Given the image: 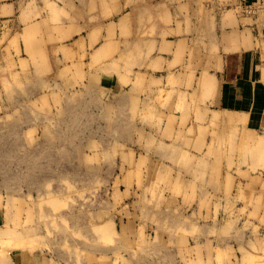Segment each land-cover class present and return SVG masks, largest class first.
Wrapping results in <instances>:
<instances>
[{
    "label": "rangeland",
    "instance_id": "374dc122",
    "mask_svg": "<svg viewBox=\"0 0 264 264\" xmlns=\"http://www.w3.org/2000/svg\"><path fill=\"white\" fill-rule=\"evenodd\" d=\"M11 28L0 27V36ZM151 83L139 77L121 92L100 87L92 76L81 83L54 74L0 83V214L6 213L0 215V264H15L21 250H41L57 264H70L88 249L109 245L120 246L115 258L128 257L127 264H156L161 256L160 264H264L262 191L240 180L241 168H228L223 212L218 203L211 222L199 216L191 192L205 171L195 168L190 183L191 159L181 151L189 136H173L176 122L172 128L163 120L173 92L156 91ZM175 94L182 101L187 89ZM246 135H225L224 144L236 139L242 154L264 161V142L254 147ZM179 150L177 176L170 166L165 174L174 185L163 190L179 191L180 201L159 195V180L150 185L149 198L141 197L149 187L144 178L160 174Z\"/></svg>",
    "mask_w": 264,
    "mask_h": 264
},
{
    "label": "crops",
    "instance_id": "0c3cea01",
    "mask_svg": "<svg viewBox=\"0 0 264 264\" xmlns=\"http://www.w3.org/2000/svg\"><path fill=\"white\" fill-rule=\"evenodd\" d=\"M243 1L0 0V27L13 26L11 33L0 36V83H19L25 75L40 74L81 83L92 76L100 87L121 92L136 78L154 79L150 85L156 91L173 92L167 102L173 107L163 112L172 128L176 122L172 135L189 136V147L181 151L191 159L190 183L196 181L195 168L205 171L191 192V203L211 222L215 205L220 204L219 213L225 208L228 168H241L240 180L264 195V170H257L264 169V161L254 153L242 154L236 139L232 145L224 144L223 138L247 134L254 147L264 142V9L249 13ZM183 89L187 95L181 101L174 92ZM180 103L187 106L183 112L176 107ZM182 120H189L186 128L180 127ZM179 152L171 163H164L160 174L144 178L149 187L141 197L149 198L150 185L159 180L158 194L180 201L179 191L163 190L168 183L174 185L180 165L173 158ZM169 166L173 180L165 176ZM124 222L130 227L129 220ZM117 247L88 249L80 261L75 257L70 264H127L128 257L116 260ZM44 253L21 250L14 263L57 264ZM158 258L156 264L163 262Z\"/></svg>",
    "mask_w": 264,
    "mask_h": 264
},
{
    "label": "built area",
    "instance_id": "2783aa9c",
    "mask_svg": "<svg viewBox=\"0 0 264 264\" xmlns=\"http://www.w3.org/2000/svg\"><path fill=\"white\" fill-rule=\"evenodd\" d=\"M243 5L244 10L252 13L257 11L258 9H264V0H254V1H243L241 3Z\"/></svg>",
    "mask_w": 264,
    "mask_h": 264
},
{
    "label": "bare ground",
    "instance_id": "6f19581e",
    "mask_svg": "<svg viewBox=\"0 0 264 264\" xmlns=\"http://www.w3.org/2000/svg\"><path fill=\"white\" fill-rule=\"evenodd\" d=\"M240 117L238 116V119H239ZM237 119V120H238ZM232 122H234V120L235 119H233V117H231V119H230ZM249 139H252L251 137L249 138ZM13 229V228H12ZM16 232V231H15ZM15 232H13V230H11V228H10V232H8V234H12V235H15L13 238H12V240L11 241H15L17 238H18V236H17V234H15ZM0 234H2V232L0 233ZM7 234H4V236H6ZM2 236H3V234H2ZM1 236V237H2ZM8 236V238H9V235H7ZM10 237H12V236H10ZM4 239H6V238H4ZM20 241H22V239H19Z\"/></svg>",
    "mask_w": 264,
    "mask_h": 264
}]
</instances>
